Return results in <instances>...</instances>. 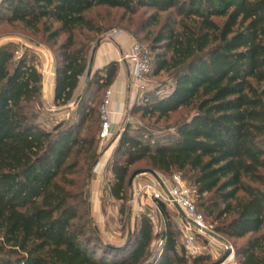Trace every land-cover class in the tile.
I'll list each match as a JSON object with an SVG mask.
<instances>
[{
	"label": "trees",
	"instance_id": "obj_1",
	"mask_svg": "<svg viewBox=\"0 0 264 264\" xmlns=\"http://www.w3.org/2000/svg\"><path fill=\"white\" fill-rule=\"evenodd\" d=\"M96 8L120 10L121 20L152 11L139 33L166 14L143 39L151 76L168 74L171 87L161 96L143 91L128 116L160 120L190 111L162 136L125 124L109 163V197L125 199L128 171L139 162L143 170L181 175L204 222L227 240L244 239L234 263L264 264V0H0V26L17 24L52 49V105L74 100L75 118L41 128L30 113L40 72L23 55L12 64V46H0V264H141L154 238L160 252L151 264H212L205 253L184 252L156 200L163 228L153 233L140 216L119 247L93 241L96 230L74 224L86 217L83 187L98 156L96 99L115 73L114 63L94 72L74 99L90 36L105 32L87 16Z\"/></svg>",
	"mask_w": 264,
	"mask_h": 264
},
{
	"label": "rangeland",
	"instance_id": "obj_2",
	"mask_svg": "<svg viewBox=\"0 0 264 264\" xmlns=\"http://www.w3.org/2000/svg\"><path fill=\"white\" fill-rule=\"evenodd\" d=\"M153 12L152 11H139L133 16H124L121 20L122 12L116 9H104L96 8L87 14V16L98 23L102 29L107 31L111 30H120L124 32L130 40L140 44L142 47L147 48L148 42L144 41L146 33L153 35L160 27L163 18L166 14L159 15V20L157 25L147 28L144 32H138L139 26L145 22L147 17H149ZM103 32L101 35H103ZM90 36L92 38V44L90 50L97 43L99 37ZM63 38H60L59 41H62ZM3 44H10L13 50V59L12 64L20 56H25L27 60L32 61L33 66L41 73L44 70L46 60L50 59L52 66H55L54 56L52 49L49 46L40 43L38 36L31 35L28 31L23 30L19 25H1L0 26V46ZM36 47V49H33ZM37 48H40L39 50ZM46 70V69H45ZM151 68L149 66V72L144 79V93H151L156 96H161L169 92L171 87L170 77L166 73H161L158 76H151ZM83 79L80 82L79 89L83 88ZM106 91V90H105ZM105 91L101 92L98 99H96L97 107L100 101L103 100ZM81 93L77 90L74 94V99L79 96ZM74 102V100H73ZM47 109L51 110L52 108L47 107L42 104L40 99L35 105L34 109L31 112H34L36 115V123L43 129L50 131L52 127L57 124H66L75 120L73 112V105L67 109H58L53 107L55 110H59V114L48 112ZM99 109V108H98ZM97 109V110H98ZM125 116L121 124V130H123L125 124L129 123L132 127L139 130H145L152 137L162 136L167 133H170L175 125H177L182 120L186 119L190 114L188 110H179L173 114H170L167 118L156 120L152 119H140L138 115ZM99 114V112H98ZM100 124V116L98 120V126ZM97 135V134H96ZM103 144L97 146V154L100 152ZM147 169L145 162H139L130 167L128 171V176L131 175L135 170ZM156 177L169 178V175H163L161 173L155 172ZM92 171L89 177L86 180V186L83 187V198L85 199V219L74 221L75 225H80L85 223L87 229L96 230L92 235L93 241L97 240L100 244H106L114 247H119L123 245L130 233L133 232L135 225L140 216L148 217L150 219L152 232H159L164 225L163 217L156 210L153 199L149 198L147 194L139 193L134 195V191L139 189L141 185L146 182L153 181L154 178L149 174H141L136 176L133 181L134 188L132 186L125 193V199L122 201H115L111 199L108 195V186L109 183H104V180L100 183V192L101 195L97 201H94L92 204V198L90 197V180L92 177ZM180 179L187 185L188 181L185 177L181 175ZM75 191V190H73ZM168 215L170 216L171 221L174 224L175 229L179 231V239L181 242L183 236L187 233L182 225V218L179 212L171 205H164ZM205 225L208 231L211 232L212 238L208 241L202 237L197 238L198 245L202 246L203 252L210 257V263L215 262L221 257L225 249L230 248L232 254L230 255L231 260L230 264L234 263V250L236 247L241 245L244 241H231L227 240L220 235L216 234L213 231L214 223L210 219L205 218ZM182 237V238H181ZM160 249L158 246V239L154 238L150 244V249L148 251L149 256L141 264H151L154 259L159 255ZM96 256H99V252H96Z\"/></svg>",
	"mask_w": 264,
	"mask_h": 264
},
{
	"label": "crops",
	"instance_id": "obj_3",
	"mask_svg": "<svg viewBox=\"0 0 264 264\" xmlns=\"http://www.w3.org/2000/svg\"><path fill=\"white\" fill-rule=\"evenodd\" d=\"M129 43L130 38L120 30L107 31L103 35H101L88 55L87 66L90 65L88 77H86L85 71L84 75L79 79L77 88L74 92L75 94L78 90L81 93L87 81L90 79L91 75L94 72L100 71L110 63L115 64L114 77L108 87V89L110 90V95L107 110L110 133L112 137L116 136L117 140L119 138V135L121 134L120 130L122 128V121L124 120L125 116H127V112L129 111L133 103L137 100L138 96L132 92L129 86V65H127V63L117 62L120 54L127 49ZM33 49H36V47H33ZM37 49L39 50L40 48ZM54 68L55 66H52L51 60L47 59L44 70L40 73L41 82L38 94V97L42 104L46 105L49 108H52L51 110L47 109V111L51 113L59 112V110H54V106L52 105ZM82 79L83 88L81 87V89H79V85ZM72 105L73 102H70L65 107H61L58 109H67ZM117 140L114 146L109 147L104 152L100 151L98 153L92 172L93 174L90 180V197L92 198L93 205L95 203L94 201H97L101 195L100 183L103 180L104 183L110 182L111 175L109 172V163L115 150ZM131 186L132 188H134V182L133 185L131 184ZM230 260L231 257L229 256L223 264H230Z\"/></svg>",
	"mask_w": 264,
	"mask_h": 264
},
{
	"label": "built area",
	"instance_id": "obj_4",
	"mask_svg": "<svg viewBox=\"0 0 264 264\" xmlns=\"http://www.w3.org/2000/svg\"><path fill=\"white\" fill-rule=\"evenodd\" d=\"M117 62L127 63L129 65V86L135 95L141 94L144 90V79L149 72L150 66L146 48L130 40L127 49L120 54ZM109 95L110 90L106 89L104 98L98 109L100 116L98 139L100 146L103 144L100 149L101 152L114 146L117 140L116 136H111L108 122L107 106L109 103ZM139 193L147 194L149 198L159 201L164 205L173 206L181 215L182 227L187 232L181 241L184 252L187 255L204 253L202 246L197 243L196 236L209 241L212 238V234L208 231L202 215L195 208L194 191L178 175L173 174L167 179L157 177L153 181L146 182L134 191V195H138ZM159 245L160 242H158Z\"/></svg>",
	"mask_w": 264,
	"mask_h": 264
},
{
	"label": "water",
	"instance_id": "obj_5",
	"mask_svg": "<svg viewBox=\"0 0 264 264\" xmlns=\"http://www.w3.org/2000/svg\"><path fill=\"white\" fill-rule=\"evenodd\" d=\"M89 71H90V65L87 66L86 77H88ZM141 174H149V175H151L154 179H157L155 173L152 172L151 170L134 171V172L130 175V177H129V179H128V183H127L128 188L131 187V183H132L133 179H134L136 176L141 175ZM231 254H232V251H231L230 248L225 249V251H224V253L221 255V257H220L219 259H217L215 262H213L212 264H223Z\"/></svg>",
	"mask_w": 264,
	"mask_h": 264
}]
</instances>
